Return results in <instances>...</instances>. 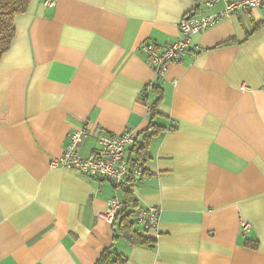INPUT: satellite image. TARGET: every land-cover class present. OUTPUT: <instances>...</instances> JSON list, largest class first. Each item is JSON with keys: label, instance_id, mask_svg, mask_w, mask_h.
I'll list each match as a JSON object with an SVG mask.
<instances>
[{"label": "crops", "instance_id": "obj_1", "mask_svg": "<svg viewBox=\"0 0 264 264\" xmlns=\"http://www.w3.org/2000/svg\"><path fill=\"white\" fill-rule=\"evenodd\" d=\"M206 1L30 0L14 16L0 57V264H96L107 247L120 264H264V4L192 34L163 76L140 49L221 7ZM152 85L153 120L175 127L150 139L131 189L137 207L159 208L148 247L114 236L106 200L122 187L48 161L85 125L138 142ZM96 146L75 143L82 156Z\"/></svg>", "mask_w": 264, "mask_h": 264}, {"label": "built area", "instance_id": "obj_2", "mask_svg": "<svg viewBox=\"0 0 264 264\" xmlns=\"http://www.w3.org/2000/svg\"><path fill=\"white\" fill-rule=\"evenodd\" d=\"M46 6H54L55 0H42ZM207 6L221 3L220 9L202 14L185 13L179 20L180 35L162 49L156 48L151 42H143L140 46L146 59L152 65L157 77L163 76L168 64L178 62L185 54L190 44V36L205 30L217 21L250 8L259 7L264 0H207ZM148 87V84L145 88ZM89 134L96 138L97 146L86 156L78 153L75 143L79 136ZM137 133L131 129L122 131H102L99 127L81 126L69 134L68 142L61 152L49 158L51 167L72 168L86 176H102L110 180L115 186L132 189L133 182L139 176L148 172L144 161L130 158L125 153L127 148L135 143ZM122 208V201L115 196L106 200L105 215L113 220ZM158 206L136 207L132 218L137 230L147 234L157 226ZM96 264H112L109 261Z\"/></svg>", "mask_w": 264, "mask_h": 264}, {"label": "trees", "instance_id": "obj_3", "mask_svg": "<svg viewBox=\"0 0 264 264\" xmlns=\"http://www.w3.org/2000/svg\"><path fill=\"white\" fill-rule=\"evenodd\" d=\"M29 1L30 0H0V57L9 47L14 35V16L25 11ZM149 87L150 85L148 84V87L145 89H148ZM151 89L155 93V97L149 106V121L147 128L145 129L142 138L138 142H135L130 149V151L134 153V156L130 155V151L127 155L130 158L140 159L141 161H145L147 157V149L150 139L166 129L175 127L171 122L167 125H162L153 120L154 116L159 113L156 110V105L161 100L162 92L161 88L156 85H152ZM121 201L122 208L117 212L113 219V223H116L117 225V232L114 236L120 235L129 243L152 247L155 242L154 239L145 234L139 233L134 227L132 213L137 206L131 189L123 188V200ZM247 242L250 246H257L256 240L252 241L249 239ZM123 260L124 258H122L114 248L110 247L104 248L99 256L100 262L109 261L112 264H120Z\"/></svg>", "mask_w": 264, "mask_h": 264}]
</instances>
